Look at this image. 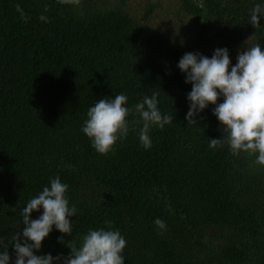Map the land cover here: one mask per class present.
Here are the masks:
<instances>
[{"label":"trees","instance_id":"16d2710c","mask_svg":"<svg viewBox=\"0 0 264 264\" xmlns=\"http://www.w3.org/2000/svg\"><path fill=\"white\" fill-rule=\"evenodd\" d=\"M157 1L0 0V237L9 264L24 207L55 177L76 208L72 233L53 226L36 255L67 257L68 241L79 246L110 221L126 240L124 264H264V165L258 153L209 147L223 136L213 105L187 123L191 84L177 67L185 53L210 58L226 48L230 70L238 52L264 49V18L249 23L264 0ZM121 93L130 109L158 94L160 112L173 120L150 127L148 149L136 125L101 155L82 132L87 111Z\"/></svg>","mask_w":264,"mask_h":264},{"label":"clouds","instance_id":"9594fccd","mask_svg":"<svg viewBox=\"0 0 264 264\" xmlns=\"http://www.w3.org/2000/svg\"><path fill=\"white\" fill-rule=\"evenodd\" d=\"M61 4L78 5L80 0H59ZM203 7L201 3L199 5ZM16 11L20 18L29 19L19 4ZM48 8L45 6L44 12ZM264 18V7L256 4L251 9L249 23L259 27ZM41 21L48 22L45 15H40ZM231 60L226 48L214 50L212 56L198 53H185L178 62V69L185 75V83L191 84L187 94L189 109L185 120L196 124L195 119L209 105H213L212 115L220 125L223 136L221 139H210L212 149L227 144L232 155L245 152L256 154V163L264 165V49L259 44L237 53L236 64L231 66ZM158 94L144 95L133 109L126 106L127 97L118 94L113 99H99L87 111L82 132L91 141L92 148L99 154L109 153L117 140H123L129 133L130 126L142 125L139 129V141L148 149L151 139L148 135L152 126L163 128L173 120L171 115H163L158 108ZM222 103H217L219 99ZM135 112L139 119L129 121L127 117ZM68 185L59 177L50 180V186L43 190L24 207L22 234L17 232L12 237V247L15 253L14 264H124L123 249L126 240L119 230H111L110 221H106L108 230L103 228L89 230L77 246L75 240L67 242L70 249L67 257L51 254L36 255L41 249L42 241L55 229L64 235L72 233L71 217L76 208L69 207L66 197ZM42 209V215L30 220V215ZM153 223L161 230L166 229V223L157 218ZM58 243H64L58 239ZM0 264H9L8 244L0 237Z\"/></svg>","mask_w":264,"mask_h":264},{"label":"rangeland","instance_id":"374dc122","mask_svg":"<svg viewBox=\"0 0 264 264\" xmlns=\"http://www.w3.org/2000/svg\"><path fill=\"white\" fill-rule=\"evenodd\" d=\"M151 1V0H150ZM160 0H158L157 2H155L154 4L155 5H157V3L159 2ZM171 2H173V1H178V0H170ZM166 28L167 29H173L174 28V25L171 23V22H169V21H167V24H166ZM173 32V31H172ZM192 34H194V32H192L189 36H191V40L192 41H195V37H193L192 36ZM211 34L212 33H207L206 35H205V38L209 41L208 43H210L211 42Z\"/></svg>","mask_w":264,"mask_h":264}]
</instances>
